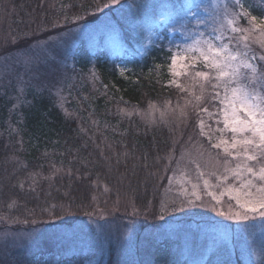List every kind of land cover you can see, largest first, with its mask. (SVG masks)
<instances>
[{"label": "trees", "instance_id": "16d2710c", "mask_svg": "<svg viewBox=\"0 0 264 264\" xmlns=\"http://www.w3.org/2000/svg\"><path fill=\"white\" fill-rule=\"evenodd\" d=\"M211 1L199 0L201 17L202 7L207 3L210 6ZM176 2L131 0L127 5L107 8L104 15L108 13V22L103 27L96 26L95 40L90 44V38L83 37L82 32L76 35L75 27L93 23L87 19V13L95 0H0V24L10 21V33L14 36H6L0 42V57L7 56L0 63V225L37 224L45 231L51 228L46 225L65 226L64 222L72 218L83 219L81 214L92 211L99 199L123 200L121 195H131L137 200L135 205L146 209L149 203L153 207L158 202L160 194L165 195L160 191L172 164L171 154L175 155L177 147H173L174 141L165 128L149 129L137 115L123 108L128 110L146 100L174 95L168 82V58L173 51L163 47L169 38L162 32L154 40L158 47L141 56L129 51L123 71L116 59L109 58L108 46L121 39L128 41L136 19L160 17L169 10L159 6ZM232 3L229 0V7ZM241 3L250 15H263L264 4L260 0ZM78 5L80 12L74 10L77 13L73 14L72 8ZM235 10L243 9L237 6ZM79 14L83 16L82 22L75 19ZM18 15L29 17L34 23L20 22ZM56 20H64L68 24L65 28L73 27L67 30L66 38L78 40L72 58L80 76L88 68L92 45H98L95 84L72 78L66 86L65 92H70L63 104L49 90L50 82L46 81L49 87L34 84L33 78L11 58L30 43L27 35L17 30L20 24L35 28L42 37ZM173 24L178 21L175 19ZM92 35L90 32L87 36ZM11 38L16 41L11 42ZM255 63L260 65L258 59ZM48 78L56 80L59 76L53 73ZM20 87L25 89L24 95L18 91ZM54 168L57 170L52 173ZM71 227L36 249L14 250L11 255L25 258L24 264H84L82 259L101 248L99 236L88 238L82 236L84 229L78 232ZM161 234L162 242L151 244L148 264H237L223 241L199 223H169L158 235ZM258 234L259 239L257 234L253 237L256 263L264 264V231Z\"/></svg>", "mask_w": 264, "mask_h": 264}, {"label": "rangeland", "instance_id": "374dc122", "mask_svg": "<svg viewBox=\"0 0 264 264\" xmlns=\"http://www.w3.org/2000/svg\"><path fill=\"white\" fill-rule=\"evenodd\" d=\"M131 0H121L120 3H125ZM264 4V0H260ZM182 2H189V0H182ZM199 3V0H194ZM211 1L205 7L208 13H203V17H209L212 12ZM108 0H95V4L87 14L91 24H83L75 27L77 33L83 37H88L90 44L95 40L96 26H102L108 21L106 13L107 8H112L110 5L105 7ZM81 6L72 8L73 14L80 10ZM74 10H77L75 12ZM84 11V9H83ZM80 12V11H79ZM168 12V11H167ZM167 12H163L162 16L157 18H149L144 20L136 19L133 24V32L130 39H121L120 42L110 44L109 58L116 59L117 66L121 71L126 68V59L129 51L135 52L139 56L149 52L151 49L158 47L154 40L161 35H166L169 39L164 43L166 48H170L173 52L176 51L175 45H184L189 42L184 29L179 31H169V29L179 27V24H173L175 17L164 16ZM121 13V12H119ZM22 15V14H21ZM18 21L34 23V20L29 17H20ZM107 15V16H106ZM253 15V13H251ZM77 22H82L83 16H75ZM105 17V18H104ZM263 15L257 17V24L261 23ZM61 20V17L59 18ZM58 19V20H59ZM248 19L245 18L242 22L239 20L237 26L241 28H249ZM62 21H54L53 25L43 32L42 37L40 33L31 26L20 24L17 30H22L25 33V38L30 43L26 45L21 51L11 55L12 61L20 64L29 77H32L34 84L40 87H49L50 91H54L61 104L65 103L66 97L70 90L65 92L72 82V78L77 77L83 80H88L91 84H95L98 77L96 59V51L98 45H92L90 49V57L87 63L88 68L81 71V76L77 74L76 61L72 58L75 47L78 45V40L67 39L68 29ZM89 26V27H86ZM56 27L55 29H53ZM103 27V26H102ZM193 25L188 26V30H193ZM12 24L6 21L1 26L0 24V42L5 40V37H14L10 32ZM203 31L205 28L197 29ZM93 35L87 36L89 33ZM163 32V33H162ZM88 33V34H87ZM178 37L172 38L174 34H179ZM22 35V34H21ZM240 36L247 37L249 56L255 54L257 59L260 55H264V46L261 41H264V34L260 31L242 32ZM32 40V41H30ZM11 38V42H15ZM132 41L130 44H128ZM62 44V47H58ZM49 51H54L57 57L61 59L50 60L47 57ZM61 51V52H60ZM61 53V54H60ZM168 58L169 71V88L170 92L174 93L172 97L164 96L160 100H146L139 106H134L126 111H131L138 116L139 120L143 122L149 129L158 128L159 126L165 128L174 141L173 147H177V151L171 154V167L168 170L166 181L162 185L161 193L158 202L151 207V203L147 205L146 209L138 207L136 198L129 195L125 197L121 195L122 199H99L98 204L93 206L92 211H84L81 218H72L71 221H65L64 225L54 224L47 230H42V225L32 224L22 226L0 225V264H24L25 258H17L16 254L12 257V251L17 250H32L39 245L46 243L48 240L57 238L60 234L58 232H66L67 227L73 226V230L82 231V236L88 238L99 236L98 243L101 246L95 254L88 258L82 259L84 264H123L125 262H140L141 264H148V254L151 253V244L156 245L161 240L160 234L169 223L180 222L181 224H195L199 223L204 228H207L211 235L223 241L225 246L230 250L237 264H257V253L255 247V238L259 239V232L264 229L260 227V221L253 222L254 226L245 227L235 221L225 219L223 216L217 215L219 210H228L231 204L235 206V201L229 199L230 187H238V182L234 181L225 169L234 168L239 161L232 159L223 150L225 145L223 141L231 142L232 133L230 131L220 129L224 128L222 117L219 115L221 105L218 101L213 100V95L216 89L211 87V84L196 76L197 71H207L202 62H195L191 58L184 61L177 62L176 68L171 67V56ZM188 55L187 53H181ZM9 56V55H8ZM66 56V59L63 57ZM7 57V56H5ZM5 57H0V63ZM261 71H264V63L260 62ZM195 63V67L192 65ZM183 64L184 67L180 65ZM4 65V64H3ZM27 65V66H26ZM41 69V71H39ZM57 74L59 78H48ZM179 73V74H176ZM50 82V85L48 82ZM77 81L74 83L77 84ZM92 82V83H91ZM215 83V81H212ZM49 85V86H47ZM201 85H204L202 91ZM77 87L72 90L75 92ZM73 94V93H72ZM221 94H223L221 90ZM201 97L197 100L196 97ZM205 109L207 111H205ZM219 121V122H218ZM202 122V123H201ZM219 144L220 147H214ZM227 161V163H225ZM51 168L48 166V170ZM44 169H41L43 171ZM47 170V171H48ZM56 168L53 172H56ZM40 171V172H41ZM51 172V171H50ZM224 175H229V179L224 181ZM219 178V179H218ZM207 180L209 186L205 188L204 181ZM193 185L196 186V195L200 196V200H195L192 196L194 191ZM234 194V193H232ZM216 197V200L212 199ZM188 199H193L195 202L187 204ZM185 201L184 204L181 201ZM220 201L219 204L216 201ZM213 205L216 210H213ZM167 209V211H162ZM69 208H66L68 213ZM91 215H88V214ZM163 215L164 219L159 217ZM90 216V217H89ZM84 217H86L84 219ZM88 217V218H87ZM0 216V221H1ZM47 223V221H45ZM71 225L67 223H72ZM4 226V227H3ZM13 226V227H12ZM15 226V227H14ZM85 228L89 230H85ZM72 229V227H71ZM88 231V232H87ZM154 232V234H152ZM85 233V234H83ZM157 236V237H156ZM159 242V243H160ZM13 254V253H12ZM147 255V257H145ZM147 260V261H146ZM259 261V259H258ZM53 264H57L54 262Z\"/></svg>", "mask_w": 264, "mask_h": 264}, {"label": "snow or ice", "instance_id": "6c2138e0", "mask_svg": "<svg viewBox=\"0 0 264 264\" xmlns=\"http://www.w3.org/2000/svg\"><path fill=\"white\" fill-rule=\"evenodd\" d=\"M120 2L121 0H108L104 6L119 5ZM237 6L243 10L236 11ZM159 7L169 10L164 16L165 19L175 17L178 21L179 27L169 31L184 29L189 37L188 43L175 45L176 51L171 56V67L176 68L178 60L182 62L189 58L203 63L208 70L197 71L196 76L216 89L213 100L221 105L219 115L224 125L220 131L227 130L232 133L230 143L222 142L227 145L223 150L239 162L234 168L226 167L225 171L238 182L239 186L228 189L229 199L235 201V206L230 204L227 211L219 210L217 215L242 224L246 228L254 226L253 222L260 221V227L264 229V71L255 63L257 56L255 54L249 56L247 37L239 35L252 31L264 34V18L257 24V16L250 15L241 0H233L232 7H229V0H214L212 12L205 18L200 16V4L194 0L189 2L177 0L174 4ZM203 11L208 13L207 8ZM248 17L249 28L237 26L239 20ZM188 24L194 26L193 30H188ZM200 28L205 30L198 31ZM261 44L264 46V41H261ZM57 46L62 47V44ZM46 55L50 60L61 59L54 51H49ZM63 59H66V56ZM258 59L264 63V55H260ZM180 66L184 67L183 64ZM192 66L195 67V63ZM201 89L203 91L204 85H201ZM18 91L21 95L25 94L23 87ZM196 99L200 100L201 97L198 96ZM15 107L13 105V108ZM222 179L227 181L229 175H224ZM204 185L205 188L209 186L207 180L204 181ZM195 188L193 185L192 196L195 200H200ZM212 199L216 200V197L212 196ZM194 202L193 199H188L186 203ZM181 203L184 204L185 201L182 200ZM216 203L219 204L220 201L217 200ZM213 210H216L215 205ZM159 219L163 220L164 216L161 215Z\"/></svg>", "mask_w": 264, "mask_h": 264}]
</instances>
